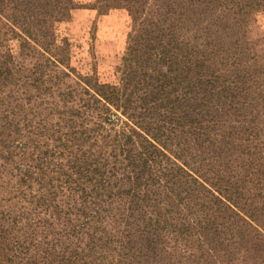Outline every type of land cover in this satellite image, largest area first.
<instances>
[{"label": "trees", "instance_id": "trees-1", "mask_svg": "<svg viewBox=\"0 0 264 264\" xmlns=\"http://www.w3.org/2000/svg\"><path fill=\"white\" fill-rule=\"evenodd\" d=\"M131 29L114 83L0 0V264H264V0H97Z\"/></svg>", "mask_w": 264, "mask_h": 264}, {"label": "rangeland", "instance_id": "rangeland-1", "mask_svg": "<svg viewBox=\"0 0 264 264\" xmlns=\"http://www.w3.org/2000/svg\"><path fill=\"white\" fill-rule=\"evenodd\" d=\"M70 17L56 25L61 38L62 55L82 73L95 71L102 82L117 81L131 29V16L124 7L98 8L97 0H66ZM240 38L254 41L257 52L264 53V13L241 23Z\"/></svg>", "mask_w": 264, "mask_h": 264}]
</instances>
